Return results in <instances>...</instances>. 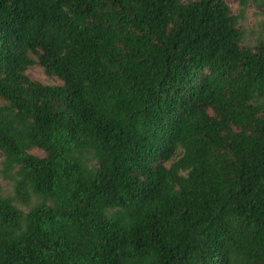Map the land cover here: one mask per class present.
Listing matches in <instances>:
<instances>
[{
    "label": "trees",
    "instance_id": "1",
    "mask_svg": "<svg viewBox=\"0 0 264 264\" xmlns=\"http://www.w3.org/2000/svg\"><path fill=\"white\" fill-rule=\"evenodd\" d=\"M250 2L0 0V264H264Z\"/></svg>",
    "mask_w": 264,
    "mask_h": 264
},
{
    "label": "rangeland",
    "instance_id": "2",
    "mask_svg": "<svg viewBox=\"0 0 264 264\" xmlns=\"http://www.w3.org/2000/svg\"><path fill=\"white\" fill-rule=\"evenodd\" d=\"M191 0H184V2H189ZM228 5L231 7L234 14L238 15L242 9L241 0H226ZM245 22L244 26L247 30L248 42L254 43L255 40L264 29V9L258 7L252 2L248 3L246 13H245ZM28 76L35 81L41 82L45 85H55L60 84L58 81L48 79L43 70L39 67L30 68L28 70ZM3 158L0 153V164ZM1 170V166H0ZM0 190L5 193H11V186L6 184V181H3L0 175Z\"/></svg>",
    "mask_w": 264,
    "mask_h": 264
}]
</instances>
